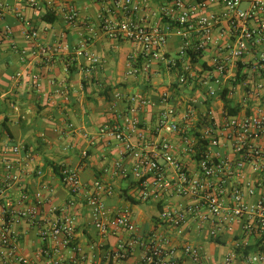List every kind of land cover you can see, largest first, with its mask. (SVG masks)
I'll use <instances>...</instances> for the list:
<instances>
[{
    "label": "built area",
    "instance_id": "built-area-1",
    "mask_svg": "<svg viewBox=\"0 0 264 264\" xmlns=\"http://www.w3.org/2000/svg\"><path fill=\"white\" fill-rule=\"evenodd\" d=\"M22 1L36 5V0ZM112 3L122 19L115 22L103 18L99 28L140 47L139 59L133 58L129 74L147 73L163 62L176 75L160 95L166 108L159 115L153 138L143 133L139 119L153 103L138 93L115 94L125 108L115 111L113 122L104 130L123 146L122 157L132 158L130 174L137 198L156 205L159 229L140 233L130 208L116 212L108 209L104 198L115 194L112 185L97 181L85 186L78 171L68 166L60 168V181L73 199L84 198L101 236L126 233L119 241L116 258L127 259L139 246L143 251L140 264H264V106L259 104L245 112L240 109L232 115L224 99L230 102L239 87L251 89L252 81L260 91L264 87V0ZM4 6L0 0V8ZM62 11L69 24L79 20L74 4L63 6ZM6 32L10 34V27ZM24 35L28 41L37 42L35 30L29 29ZM95 36L92 29L78 44L77 57L99 62L88 51ZM172 37L178 42V51L176 57H167ZM36 49L46 64L55 58V50L49 46L39 44ZM31 81L39 88L38 74H33ZM183 89L193 93L178 97ZM174 96L180 100L175 102ZM133 134L140 139L137 144L131 141ZM10 152L21 156L25 147L16 145ZM25 166L28 164L3 161L0 264H34L22 255L20 237L14 231L25 221L38 229L44 242L69 249V260L55 259L48 249L42 251L48 264H86V255L74 243L73 220L55 217V207L50 210L51 217L40 215L48 187L36 192L34 203L26 193L17 201L11 199L9 192L21 183ZM116 168L125 174L121 162ZM42 174L37 171L38 176Z\"/></svg>",
    "mask_w": 264,
    "mask_h": 264
},
{
    "label": "crops",
    "instance_id": "crops-1",
    "mask_svg": "<svg viewBox=\"0 0 264 264\" xmlns=\"http://www.w3.org/2000/svg\"><path fill=\"white\" fill-rule=\"evenodd\" d=\"M2 1L5 6L0 8V185L4 160L27 163L21 183L9 192L13 201L26 193L34 203L36 192L48 187L40 215L51 217L50 210L55 207L58 209L55 217L73 220L74 243L80 253L86 255V264H140L143 251L139 246L127 259L114 257L126 233L101 236L93 226L84 198H72L60 181L58 171L62 166L77 170L85 186H93L97 181L112 185L115 194L104 198L106 207L112 212L130 208L140 233L157 231V214L149 211L152 206L157 211L156 205L137 198L136 184L130 174L132 158H123V146L105 135L104 130L113 122L115 111L125 108L116 101L115 94L138 93L153 103L139 116L143 133L153 138L159 115L166 108L160 95L176 80V75L163 62L153 65L147 73L129 74L133 58L139 57L140 47L111 37L99 28L103 18L109 17L115 22L122 19L113 0H36L35 6L22 0ZM160 1L151 0L154 5ZM67 4H74L79 12V20L74 25L64 18L62 7ZM47 12L55 13L54 23L41 20ZM144 15L146 17L145 12ZM7 26L10 34L6 32ZM29 29L38 34L36 43L25 38L24 33ZM92 29L96 36L88 51L99 59L98 63L75 54L78 44L89 37ZM39 44L55 50L51 63L42 62L36 55ZM177 51L178 42L172 37L166 56L176 57ZM33 74L40 77L39 88L32 84ZM256 85V81H252V90L239 87L230 97L231 104L243 112L259 104L264 106V89L260 91ZM189 93L193 92L183 89L177 96ZM174 97L175 102L180 100ZM216 106L220 107L221 103L217 102ZM131 141L137 144L140 139L133 134ZM16 145L25 147L21 156L10 152ZM28 155L30 162H27ZM118 162L125 174L117 172ZM39 170L42 176L37 175ZM14 231L20 237L22 255L34 264H48L42 255L46 249L55 259L69 260V249L44 242L38 229L29 222L21 223Z\"/></svg>",
    "mask_w": 264,
    "mask_h": 264
},
{
    "label": "trees",
    "instance_id": "trees-1",
    "mask_svg": "<svg viewBox=\"0 0 264 264\" xmlns=\"http://www.w3.org/2000/svg\"><path fill=\"white\" fill-rule=\"evenodd\" d=\"M57 17L55 15V13L52 12H47L42 18L41 20L44 23H54L56 21ZM225 99V108L229 111L230 114L232 115H236L240 112V108L238 107H232V104L226 99ZM59 172V171H58Z\"/></svg>",
    "mask_w": 264,
    "mask_h": 264
},
{
    "label": "rangeland",
    "instance_id": "rangeland-1",
    "mask_svg": "<svg viewBox=\"0 0 264 264\" xmlns=\"http://www.w3.org/2000/svg\"><path fill=\"white\" fill-rule=\"evenodd\" d=\"M263 89H264V87L262 88V90H263ZM240 90H242V89H240ZM238 91H239V90H238ZM149 211L158 214V212L155 210V207H154V206L149 207Z\"/></svg>",
    "mask_w": 264,
    "mask_h": 264
}]
</instances>
